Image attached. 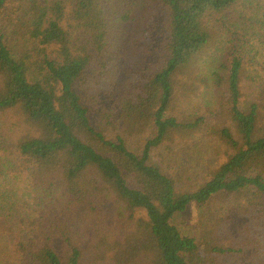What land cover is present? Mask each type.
Listing matches in <instances>:
<instances>
[{"label": "trees", "instance_id": "1", "mask_svg": "<svg viewBox=\"0 0 264 264\" xmlns=\"http://www.w3.org/2000/svg\"><path fill=\"white\" fill-rule=\"evenodd\" d=\"M128 36L132 60L114 113L102 98L115 92L116 49ZM215 36L217 69L201 89L196 61ZM181 92L204 112L177 116ZM0 115L3 137L15 136L8 151L0 135V164L11 183L27 174L40 208L18 232L15 264H82L58 205L115 200L131 214L123 252L139 264H264V0H0ZM219 117L209 135L225 150L197 189H179L149 163L152 150L189 143ZM151 127L139 156L128 144ZM192 205L220 208L199 239L171 223Z\"/></svg>", "mask_w": 264, "mask_h": 264}, {"label": "rangeland", "instance_id": "2", "mask_svg": "<svg viewBox=\"0 0 264 264\" xmlns=\"http://www.w3.org/2000/svg\"><path fill=\"white\" fill-rule=\"evenodd\" d=\"M214 33L216 32L214 31ZM128 40L129 36L118 41L116 49L117 70L115 74V92L109 98H102L104 107L110 111L115 110L114 113L118 111L117 100L124 91L127 71L132 60ZM212 44H214L213 48L196 61L195 82L196 86L201 89L208 83L212 71L217 69L212 67L213 63L217 62L213 49L215 46H220V37L215 36ZM13 47L15 53L21 51L18 45L13 44ZM153 55L156 56L155 60H162L163 56L159 51L158 45L157 49L153 48ZM214 68L215 70H213ZM178 95L179 98L175 102L174 111L177 116H189L197 113L199 108H202L201 113L204 112V104L201 102L198 107V100L196 98H189L183 92ZM98 115L99 113H94L92 116V122L97 125L99 124V120H101V116ZM211 117L216 118V116ZM114 120H118L116 116H114ZM219 123H223L221 117L217 121L214 119L207 121L202 132L189 143H180L176 146L166 145L165 147L152 150L149 163L157 166L162 172L174 178L178 182L179 189L184 191L197 189L205 182L209 172L219 166L220 159L224 153L225 148L222 149V145L218 139L209 135L212 128ZM3 132L8 133V130L3 128ZM0 135L2 136V142H4V148L12 151L15 136L7 140L3 137L2 133ZM107 136L109 139L115 140L118 132L108 130ZM152 136L154 134L151 127L142 138L131 140L128 146L141 156L146 143ZM171 147L172 151L170 152L167 149ZM0 155H2V152H0ZM9 170L0 164V184L6 186V190L3 186L4 194H9L10 198V202L3 203L4 205L2 206V213L8 219L6 220L7 224L2 227L3 229L0 232V264H15L17 258L14 256V248L16 247V243L19 242V238L25 237L23 233L18 234V232L27 231L29 228L28 216L30 214L34 215L40 210L36 202L31 201L29 194L26 193L27 174H24L18 182L11 183L9 180L14 178V173L8 174ZM13 192L16 193L18 200L13 199ZM101 206H105V203L92 210H88L86 205L82 207L72 205V203H70V207L64 204L58 205V210L62 212L60 217L65 223H70V231L73 236L75 235L82 249L81 263L131 264L134 261L135 264H139L131 253H124L122 247V239H126L130 232V212L126 210L123 204L116 200L109 202L106 208H101ZM219 212L220 208L218 206L212 205L208 212H201L195 205H192L184 213L176 215L171 223L183 235L199 239L203 230L208 225L210 226V218L212 216L216 217ZM54 233H57V230H54ZM56 240L57 247L61 248L62 242L59 235H57ZM125 255L128 256L125 257Z\"/></svg>", "mask_w": 264, "mask_h": 264}]
</instances>
